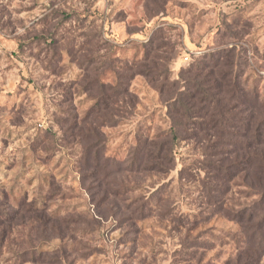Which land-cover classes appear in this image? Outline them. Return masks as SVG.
Returning a JSON list of instances; mask_svg holds the SVG:
<instances>
[{
  "label": "rangeland",
  "instance_id": "1",
  "mask_svg": "<svg viewBox=\"0 0 264 264\" xmlns=\"http://www.w3.org/2000/svg\"><path fill=\"white\" fill-rule=\"evenodd\" d=\"M222 70L248 106L221 130L196 86ZM263 120L264 0H0V264H225V212L258 196L214 152H253Z\"/></svg>",
  "mask_w": 264,
  "mask_h": 264
},
{
  "label": "trees",
  "instance_id": "2",
  "mask_svg": "<svg viewBox=\"0 0 264 264\" xmlns=\"http://www.w3.org/2000/svg\"><path fill=\"white\" fill-rule=\"evenodd\" d=\"M225 53L228 54L229 51H226ZM219 54L220 52H218L217 54H212L210 55L209 59L215 61V65L217 66V68H220V66L223 68V66H225V63L222 64L219 62V60L215 59ZM226 57H228V55ZM226 63V65L233 70L234 63H231L229 59L226 60ZM205 65H207V63ZM198 72L195 74V76L198 75ZM232 72L223 70L219 71L216 74L215 83H211V85L206 88H202V85L197 83L196 89L197 91H199V94L197 95H200L201 98L203 97V99H199L200 103H205V108L210 112L207 126L211 127L212 129H216L217 127H219L222 130V126L225 125L227 121V115L231 110L227 108L230 103L229 101H234L237 105L236 107H238L239 105L248 106V101L245 98V91L239 84L234 82ZM210 73L212 74V72ZM223 81H225L226 83H223ZM222 93L225 96L226 93H230V99L226 101L224 100L225 98H221L220 95ZM102 94L105 95L104 93ZM189 96V99H193L195 97L193 95ZM178 102L181 108L185 107V110L187 109V104L183 103L182 101L180 102V100L177 99V103ZM261 123L262 124L258 126V133L256 135L257 145L254 151L248 152L250 151L248 150L250 148L247 147V151L245 152V154H240L241 158L239 156H236L235 161L230 162V164L227 165L223 164L224 161L227 160L228 162L229 158L234 157V154L238 151L231 152L233 155L231 153H225V151L228 152V150H222V148L217 147L221 146V143L223 141V132L221 134H219V132L217 133V136H214V140L216 142H214L212 149H221L218 152L215 151L214 155L219 154L221 156L216 159L217 161H219L218 164H222L217 167V163H213L212 160L209 161V165L214 164V166L217 167V170H215L214 173L215 180L220 181L221 178L219 176L222 173H230L229 176H232L239 171L241 172L246 171L247 169H251L255 177L250 188L254 189L256 191V195L258 196V201L256 202L257 210H246V208H244L234 213L225 212V215L229 220L240 225L241 237H243L244 239V245L238 251L235 258L229 259L225 264H260V260L264 255V120ZM176 125L180 126L182 124H175L170 128L169 133L166 136L167 138H165L164 140V143L167 144L166 148H160L158 154H155L154 158L152 156L153 159L159 161L162 159L165 160L168 164L174 161V156H172V153L175 149L174 146L176 141L181 137L179 135L178 128H176ZM258 146L259 148L257 149ZM163 152H166V154H164ZM158 165L162 167L161 163H159ZM7 215L8 214H5L4 217H7ZM31 218L35 219L36 222L38 220L40 221V216L38 215H31ZM198 223L199 222H195V225H197ZM2 247L3 242L0 241V250Z\"/></svg>",
  "mask_w": 264,
  "mask_h": 264
}]
</instances>
